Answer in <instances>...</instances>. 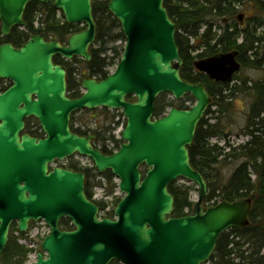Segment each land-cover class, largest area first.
<instances>
[{"label":"water","instance_id":"obj_1","mask_svg":"<svg viewBox=\"0 0 264 264\" xmlns=\"http://www.w3.org/2000/svg\"><path fill=\"white\" fill-rule=\"evenodd\" d=\"M32 2L52 3L68 24L87 28L65 44L37 34L19 48L0 46V79L12 82L0 94V255L14 222L25 233L31 221L44 219L52 232L35 264H209L223 233L250 225L253 200L204 206L208 182L192 166L189 147L212 97L203 84L181 75L177 25L165 0L109 1L127 40L123 57L106 79H84L79 98L69 97L67 70L54 58L91 60L97 37L94 0H0L3 36L26 26ZM239 53L202 59L195 67L228 85L241 71ZM165 93L177 101L190 95L196 103L156 118V100ZM130 96L136 100L130 102ZM99 108L121 110L127 120L124 143L113 154L96 148V136L71 127L72 114ZM30 118L39 122L44 138L22 135ZM76 154L91 159L99 173L111 171L120 179L125 196L115 219L100 217L99 206L87 196L84 173L51 167ZM182 179L196 184L199 197L193 214L176 218L169 187ZM63 218L72 221L73 231L61 229Z\"/></svg>","mask_w":264,"mask_h":264},{"label":"trees","instance_id":"obj_2","mask_svg":"<svg viewBox=\"0 0 264 264\" xmlns=\"http://www.w3.org/2000/svg\"><path fill=\"white\" fill-rule=\"evenodd\" d=\"M108 2L94 0L93 3L97 38L91 49L92 60L89 63L85 62L86 72L76 76L79 70L74 68V64L70 67L69 61L61 56L54 58L56 64L67 68L68 92L71 98L82 95V80L95 77L102 80L107 77L104 72L106 67L104 55L116 40L125 39L119 22L108 10ZM165 7L177 25L176 44L183 61L181 69L183 79L192 84H203L213 100L205 118L198 126L193 144L189 147L192 166L208 182L206 203L211 205L214 202V205H217L220 201L236 202L243 198L253 200L250 225L244 229H232L223 233L210 264H264V84L257 83L251 87L254 101L248 123L242 132L250 139L238 147H233L229 142L224 146L212 145L211 139L228 137L222 117L231 108V102L228 101L230 95L225 93L229 86L216 84L195 68L198 60L239 51V60L244 66L263 69L264 32L261 33L260 29H264V0H165ZM61 19L58 18V11L53 4L32 2L25 13L27 23L25 29L15 28L11 38L0 41V45L13 43L15 46H21L32 35L43 33L48 39L65 43L68 37L84 29L81 25L68 24L63 15ZM36 22L39 23L38 28L35 27ZM213 88L217 90L214 91ZM188 100L194 99L188 95L182 101H175L170 94H163L156 100L154 115L160 118L172 107L187 110L189 106L185 103ZM212 107L216 108L214 112L211 111ZM98 111H101L108 123L97 122V129L92 133L96 135L102 151L111 154L113 151L107 149V142L115 144L116 149L122 142L111 136L116 114L106 109L77 112L71 118L72 129L79 135H87L88 132L82 129L83 124L95 122L98 116L91 115ZM212 114L218 115L214 118L216 122L213 123L206 118ZM85 117V120L90 121H84ZM27 130L37 136L44 135L35 119L28 121ZM229 163L236 166L231 175L224 178L223 169ZM67 168L85 174L86 193L90 199L94 197V187L104 186L103 180L106 181L107 191L109 190L111 194L114 192L112 172L101 174L95 167L82 168L74 161ZM169 190L175 198L174 216L183 217L191 214L193 202L190 201V194L194 186H180L175 182L170 185ZM98 205L102 212L106 210L104 203L98 202ZM107 215L110 216L111 213ZM70 224L66 218L61 220V227L64 230L68 229ZM16 232L17 224L12 227L10 241L0 256L1 264H26L28 261L31 250L18 242Z\"/></svg>","mask_w":264,"mask_h":264},{"label":"rangeland","instance_id":"obj_3","mask_svg":"<svg viewBox=\"0 0 264 264\" xmlns=\"http://www.w3.org/2000/svg\"><path fill=\"white\" fill-rule=\"evenodd\" d=\"M98 1H109V0H98ZM244 16H246L245 14H243ZM256 15V14H253ZM252 15V16H253ZM58 18L61 19L62 15H58ZM62 20V19H61ZM1 27V24H0ZM260 32H264V29H260ZM78 58V59H77ZM77 59V60H75ZM84 59H82L81 57H75L72 60H66L69 61L68 65L71 67L72 64H74V68L78 69L79 72L76 74V76H81L79 75V73L82 72H86L85 69V61H83ZM74 71V69H73ZM75 75V74H74ZM237 78L235 77L234 81L232 83H230L227 88V91L225 92L226 94L230 95V98L228 101L231 102V108L230 111L226 114L223 115L222 117V121L223 124L226 126V134H228V137L226 139L219 137L218 139H211L210 143L211 144H217V143H221L222 145H225L227 142H229L233 147H238L239 145L245 144L250 137L246 136L244 134H242L244 128L246 127L247 123H248V118H249V114L251 113V107H252V103L254 101V97H253V91H252V86L254 84L257 83H263L264 84V68L263 69H255V68H251V67H247L244 66L242 68V70L238 73ZM214 91L217 90V88H213ZM82 88H81V93H82ZM196 103V100H188L185 104L187 106H189L190 108L193 107ZM216 110L215 107L211 108V111L214 112ZM169 111V110H168ZM167 111V112H168ZM114 114H116V112H113ZM98 116L97 119L95 120V122H107L105 116L101 113V111H98L97 113H93L91 116ZM118 116H120L117 113ZM217 114H212L209 115L207 118V120H209V122L213 123L216 122V120L214 119L215 117H217ZM79 117V115H77V118ZM86 117L84 118V121H90L85 120ZM94 121H92L91 123L89 122L88 125L90 127L94 126ZM117 124L112 126L113 128V136H115L116 139H120L121 138V127H123L122 125L125 124V120L122 119V117L120 116L119 119L117 118ZM108 123V122H107ZM96 129V128H94ZM124 129V127H123ZM123 131V130H122ZM111 135V136H112ZM96 143V142H95ZM109 147V148H108ZM107 149L110 150L113 148L112 144H108ZM77 164H79V166L81 167H86L89 169H92L93 166V162L92 160H88L85 158H76L75 161ZM236 164H232L229 163L226 167H224L223 169V177L227 178L231 175L232 171L234 170ZM255 178V176H254ZM113 185H115L114 188V192L112 194H107L110 191L107 189L105 190L104 188H101V186L98 187H94L93 189V195H94V199L98 200V201H102L105 205V207L108 208V210H106L107 212H113V210H115L116 208V203L117 201L120 199V190L119 187L116 188V184L117 180L113 179ZM178 184L180 186H194V190L191 192L190 194V201L193 202V207L194 204L197 202L198 197H199V190L198 187L193 184V183H189L185 180H180L178 181ZM184 184V185H183ZM122 198V197H121ZM205 207H208V204L206 202H204ZM26 239V241H24V239ZM20 241H18L19 243H25L28 244L29 240L31 239L30 236H26L23 237ZM37 256L35 255L33 258H31V264L35 262V258Z\"/></svg>","mask_w":264,"mask_h":264},{"label":"flooded vegetation","instance_id":"obj_4","mask_svg":"<svg viewBox=\"0 0 264 264\" xmlns=\"http://www.w3.org/2000/svg\"><path fill=\"white\" fill-rule=\"evenodd\" d=\"M14 30V29H13ZM13 30H12V32H13ZM82 31V30H81ZM12 32L10 33V35L9 36H7V37H5V36H3V34H2V32H1V27H0V41H5L6 40V38H8V37H10L11 38V35H12ZM32 37V36H31ZM30 37V38H31ZM4 44H7V43H4ZM10 44H12V45H14L13 43H10ZM3 45V44H2ZM1 46V45H0ZM15 46V45H14ZM22 46V45H21ZM21 46H15V47H21ZM238 60H239V56H238ZM239 62L241 63V65H242V68L244 67V65L242 64V62L239 60ZM242 68H241V70H242ZM235 78V77H234ZM12 86V82L11 81H8V80H4V79H0V94H2L3 92H5L8 88H10ZM132 101H135V99L134 100H132ZM30 120V119H29ZM28 120V121H29ZM39 124V123H38ZM27 125H28V122L26 123V128H25V130H24V132L22 133V135H24V134H29L30 136H32V137H34V138H44L45 137V135H43V136H37V135H34V134H32V133H30V132H28V130H27ZM40 126V125H39ZM41 133H43L42 132V130H41ZM44 134V133H43ZM123 144V143H122ZM121 144V145H122ZM70 221V220H69ZM71 222V224H70V227L68 228V229H62V230H64V231H73L75 228H74V226L72 225V221H70ZM3 254V253H2ZM1 254V255H2ZM0 255V256H1ZM114 262H116V263H118V264H122L121 262H119V261H112L110 264H112V263H114ZM1 264V263H0Z\"/></svg>","mask_w":264,"mask_h":264},{"label":"built area","instance_id":"obj_5","mask_svg":"<svg viewBox=\"0 0 264 264\" xmlns=\"http://www.w3.org/2000/svg\"><path fill=\"white\" fill-rule=\"evenodd\" d=\"M112 69V68H111ZM50 229L48 228L46 222H40L37 226L31 231L30 237L33 238H43L49 234ZM31 243V240H30Z\"/></svg>","mask_w":264,"mask_h":264}]
</instances>
